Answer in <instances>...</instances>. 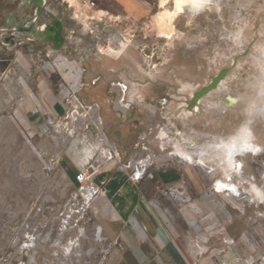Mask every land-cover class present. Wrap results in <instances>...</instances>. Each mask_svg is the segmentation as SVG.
I'll use <instances>...</instances> for the list:
<instances>
[{
    "label": "rangeland",
    "instance_id": "rangeland-1",
    "mask_svg": "<svg viewBox=\"0 0 264 264\" xmlns=\"http://www.w3.org/2000/svg\"><path fill=\"white\" fill-rule=\"evenodd\" d=\"M173 1L0 0V264H107L115 253L101 227L109 196L76 224L66 206L80 141L98 142L97 115L120 154L104 173L129 178L141 164L145 201L167 219L171 208L186 212L182 234L199 259L211 254L196 264H264V113L250 107L264 69V0H218L159 21ZM94 103L83 118L81 105ZM245 130L262 150L236 157L241 175L210 157L195 163L205 144ZM191 201L208 228L189 216Z\"/></svg>",
    "mask_w": 264,
    "mask_h": 264
},
{
    "label": "crops",
    "instance_id": "crops-1",
    "mask_svg": "<svg viewBox=\"0 0 264 264\" xmlns=\"http://www.w3.org/2000/svg\"><path fill=\"white\" fill-rule=\"evenodd\" d=\"M63 112L64 110L61 108L60 114ZM168 173L163 171L160 175L162 182L168 180L166 176L170 175ZM176 175H173L172 180L177 177ZM105 191V196L106 198L110 197L111 204H109L113 208L110 206L112 209L108 212L105 211L101 227L105 237L116 247L115 253L107 257V264H196L197 262H208L211 254H206L204 259H199L193 242L182 234L186 232L184 226V222L187 224L186 212L175 211L171 208L167 219L160 210L152 208L145 201L142 187L129 178L116 176V173L109 176ZM133 192L135 195L132 194ZM116 197H119V200ZM189 204H191L189 216H195L193 217L195 223L197 216H200L199 219L204 221L203 225L206 224L208 228V221L202 218L203 212L199 211V208L193 209L192 201ZM166 210L170 211V207H167ZM227 258L226 254L217 256L218 262L222 261V263ZM89 259V261L97 262L99 256L93 255ZM234 263L235 261L230 262V264Z\"/></svg>",
    "mask_w": 264,
    "mask_h": 264
},
{
    "label": "built area",
    "instance_id": "built-area-1",
    "mask_svg": "<svg viewBox=\"0 0 264 264\" xmlns=\"http://www.w3.org/2000/svg\"><path fill=\"white\" fill-rule=\"evenodd\" d=\"M93 4L94 2H91V5ZM125 102H127L125 98H119L118 106L121 109L128 108L129 104H126ZM81 108L83 109V112L80 114L83 118L88 117L90 112L94 113L99 111V105L97 103L85 106L81 105ZM96 123H92V125H95V128L98 129V132H96L98 141L96 145H91V143H89L86 139L85 141H87V145L84 144L85 141H80L85 146V151L76 163V168L72 177V182L75 189L70 194L69 200L66 204L70 212H72L74 208H77L76 218L74 220L75 224L80 222L82 218L85 217L84 215L87 208H93L92 200L97 197V195L101 193L105 194L106 192L105 186L109 181V176L107 174L104 175L103 167L109 162H113L115 159H120V154L117 148L109 143L105 132L99 127L102 124V120L99 115H97ZM142 166H144V168L146 167V165ZM133 167L136 171L138 167H141V164L138 166L134 165ZM123 168H125V166H118V170L122 171ZM135 173L129 176V179L133 182H137L142 179L144 174L143 173L141 176H136ZM101 174L103 176H101ZM98 175H100V177L96 181L95 177ZM70 218L71 217L66 216V219L63 221L62 228L66 229L67 226L71 227L69 225Z\"/></svg>",
    "mask_w": 264,
    "mask_h": 264
},
{
    "label": "bare ground",
    "instance_id": "bare-ground-1",
    "mask_svg": "<svg viewBox=\"0 0 264 264\" xmlns=\"http://www.w3.org/2000/svg\"><path fill=\"white\" fill-rule=\"evenodd\" d=\"M217 1L218 0H174L173 1V4H174L173 9L163 8V10L161 12L157 13L156 18L161 22L171 24L173 22L174 18L178 16V14H180L182 12H186L187 14L199 12V11L203 10L204 8H207L208 6L215 4ZM162 4H163V2H162ZM161 34L167 36V33L164 31H161ZM262 71L263 72L261 73V76H260L261 79L258 80V88L256 90L258 100L250 102V107H251V109H253L255 111L264 113V69ZM20 81L23 84V86L25 87L26 82H24L23 79H21ZM227 101L229 104H233L235 102L234 98H229ZM241 134L246 135L245 139L243 141L238 142V143L231 141V140H233V138L241 137L242 136ZM252 137H253L252 133L249 130H245L243 132H239L235 136H232V138H230V139H220V140L215 139L214 142H209L203 146V148L199 154L200 158L197 159V162H195V160H193V155L191 152L179 150L175 154L178 157H180L181 159H184L186 161H192V163L194 161L196 164L203 165L204 167H205V164L203 162V159L210 157L212 159H215L214 160L215 162L220 163L223 166H225L224 168L227 169V171L232 169L233 171H236L239 175H241L242 173L239 170L242 167V163H241V161L236 159V157L238 155L240 156V155H243L244 153H248V152L258 154L262 150V147L260 145H258L257 143H255V141H253ZM135 174H136V176H138L137 175V169H136ZM259 194H262V192L259 191ZM175 197L177 199L179 198L178 196H175ZM104 201H105V194L104 193L97 195V197H95L92 200L93 209H96L95 205L97 203H98V205H100V204L103 205ZM106 204H108V203H105L102 206L103 207L102 210H104V211H106ZM108 205H109V207L111 206L110 204H108Z\"/></svg>",
    "mask_w": 264,
    "mask_h": 264
},
{
    "label": "flooded vegetation",
    "instance_id": "flooded-vegetation-1",
    "mask_svg": "<svg viewBox=\"0 0 264 264\" xmlns=\"http://www.w3.org/2000/svg\"><path fill=\"white\" fill-rule=\"evenodd\" d=\"M15 5L17 6L18 4H15ZM14 7H15V6H14ZM14 29H15V28H14ZM48 35H49V36L54 35V32H50V31H49V32H48ZM41 41H43V37L41 38ZM121 87H122V86H121ZM123 88H124V87H123ZM99 109H100V107H99Z\"/></svg>",
    "mask_w": 264,
    "mask_h": 264
},
{
    "label": "water",
    "instance_id": "water-1",
    "mask_svg": "<svg viewBox=\"0 0 264 264\" xmlns=\"http://www.w3.org/2000/svg\"><path fill=\"white\" fill-rule=\"evenodd\" d=\"M53 41H54V44L57 45L58 38L55 36V38L53 39Z\"/></svg>",
    "mask_w": 264,
    "mask_h": 264
}]
</instances>
